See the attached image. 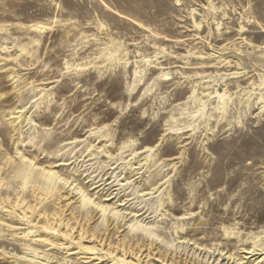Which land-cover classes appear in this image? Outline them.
Listing matches in <instances>:
<instances>
[{"label": "rangeland", "instance_id": "obj_1", "mask_svg": "<svg viewBox=\"0 0 264 264\" xmlns=\"http://www.w3.org/2000/svg\"><path fill=\"white\" fill-rule=\"evenodd\" d=\"M0 264H264V0H0Z\"/></svg>", "mask_w": 264, "mask_h": 264}, {"label": "bare ground", "instance_id": "obj_2", "mask_svg": "<svg viewBox=\"0 0 264 264\" xmlns=\"http://www.w3.org/2000/svg\"><path fill=\"white\" fill-rule=\"evenodd\" d=\"M30 174V173H29ZM48 178H51V176L50 175H48ZM86 201V199H83V202H85ZM253 251H255V250H252L251 252H248L247 254H250V255H254V253H253Z\"/></svg>", "mask_w": 264, "mask_h": 264}]
</instances>
